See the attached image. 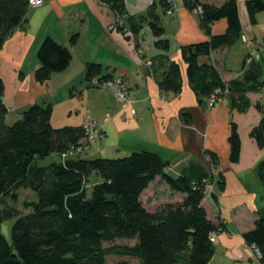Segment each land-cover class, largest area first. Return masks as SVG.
<instances>
[{
    "label": "trees",
    "instance_id": "16d2710c",
    "mask_svg": "<svg viewBox=\"0 0 264 264\" xmlns=\"http://www.w3.org/2000/svg\"><path fill=\"white\" fill-rule=\"evenodd\" d=\"M98 1L109 6L123 22V16H127L124 0ZM160 4L163 12L174 9L171 0H161ZM182 4L191 12L200 9L199 27L207 37L204 42L180 49L186 80L199 106L204 108L212 96L226 97L231 106L244 112L248 106L245 93L264 84L258 82V68L251 65L245 68L246 56L242 77L224 81L213 64L201 62L213 51L232 47L240 40L237 1L226 0L220 6L200 0H182ZM244 4L251 24H256V15L264 13V0H245ZM29 8L28 0H0V47L16 28L26 23ZM147 13V26L157 39L155 46L167 52L169 44L161 40L164 30L158 24L154 7ZM220 19L226 20V30L221 35H212L211 25ZM126 22L127 29L124 26L122 31L137 34L142 27L128 16ZM160 59L167 61L166 56ZM36 60L39 66L34 78L42 83L66 70L71 53L46 36L36 51ZM112 78L103 75L100 65H86L85 80L89 85H95L93 80L100 85L107 84ZM182 85L179 65L167 61L157 79L161 96L179 94ZM3 91L0 80V199H15L16 193L25 189L34 192L36 201L30 204L28 214L12 224L10 243L1 233L0 220V264H107L106 257L114 251L104 244L116 240L136 241L133 247H124L120 254L136 259L138 264H209L215 250L211 236L225 230L222 222L215 224L207 219L201 204L213 174L198 165H189L180 175L172 177L169 162L145 150L118 158L68 157L63 161L45 162L53 154L69 155L80 149L87 140L85 129L82 126L54 129L50 124V103L34 104L23 110L15 121H8ZM188 116L184 114L183 118ZM250 135L259 147L264 146V116ZM228 142L229 161L235 163L239 158L240 140L233 124ZM209 159L216 169L215 157L210 154ZM257 171L264 186V160ZM155 178L169 191L184 195L182 201L158 205L151 212L146 210L141 195ZM218 178L222 185L220 175ZM91 181L94 182L87 193ZM242 237L258 263L264 264V217L255 219L253 228ZM115 264L131 263L119 260Z\"/></svg>",
    "mask_w": 264,
    "mask_h": 264
},
{
    "label": "crops",
    "instance_id": "0c3cea01",
    "mask_svg": "<svg viewBox=\"0 0 264 264\" xmlns=\"http://www.w3.org/2000/svg\"><path fill=\"white\" fill-rule=\"evenodd\" d=\"M160 1L124 0L128 18L142 25L137 34L131 30L112 32L111 27L116 26L119 17L98 0H44L40 7H30L26 23L16 28L0 47V80L7 120L15 121L23 110L34 104L50 103V124L54 129L81 126L86 114L96 122L101 138L86 149L90 157L105 158L111 154L125 157L142 150L151 151L169 162V172L177 176L187 166L198 165L214 177L213 184L205 187L201 202L207 219L225 226L217 234L209 264H259L242 234L253 228L255 219L264 216V186L257 171L264 160V146L259 147L250 135L264 116V84L245 93L248 106L244 112L231 106L226 97L213 109L199 106L187 83L180 49L204 42L207 37L199 27L198 14L184 8L182 0H171L174 9L170 13L163 12ZM200 1L220 6L226 0ZM236 1L240 40L201 59L213 64L224 81L240 79L245 57L264 46V13L256 15L253 25L245 0ZM150 7H154L158 24L164 30L161 40L168 41L167 52L155 46L157 39L147 26ZM127 16L119 22L122 29L127 25ZM226 27V20L220 19L211 25V34L221 35ZM46 36L67 47L71 61L66 70L41 83L34 78L39 66L36 51ZM141 50L143 53H138ZM161 56L176 62L181 69L183 85L179 94L161 96L159 92L157 79L167 66L166 60H159ZM251 62L245 68L249 65L258 68V82L264 83V54ZM87 64L100 65L103 75L122 78L133 101L134 115L128 108L121 109L122 105L114 100L110 90L87 83ZM184 114L189 116L183 118ZM232 124L240 140L239 158L235 163L229 161ZM210 154L216 159V169ZM49 159V162L56 160L52 156ZM149 186L142 193L141 201ZM168 193L169 198H157L156 206L184 198L179 193L169 190Z\"/></svg>",
    "mask_w": 264,
    "mask_h": 264
},
{
    "label": "rangeland",
    "instance_id": "374dc122",
    "mask_svg": "<svg viewBox=\"0 0 264 264\" xmlns=\"http://www.w3.org/2000/svg\"><path fill=\"white\" fill-rule=\"evenodd\" d=\"M44 3V2H43ZM43 5V4H42ZM41 6V5H40ZM39 6V7H40ZM194 15H197V12L193 11ZM119 22H121V18L117 19V21L115 22L116 26L111 27V31L112 32H116V31H120V33H123L122 28L119 27ZM138 53H143V51L141 50ZM255 59V58H254ZM147 64V62H146ZM149 64V63H148ZM95 86V85H94ZM102 89L105 90H110L113 92V97L114 100L117 101V103L119 105H121V103L118 101L119 99H121L122 93H125L127 100L130 101L129 103V107H125L128 108L127 110H129V113L131 115L135 114L134 109L132 108L133 106V101L130 99V96L128 95V91L127 88L124 87L122 89H120V85H114V86H104V85H100ZM120 89L119 95L118 94H114V92ZM124 91V92H122ZM223 99L220 98L219 100H215V103L212 106H204V109H213L216 105H218ZM121 109H124V107L121 106ZM132 110L134 111L132 113ZM11 121V119L9 120ZM87 125V128H89V125L91 126L92 131H94V135H95V140L94 141H87L85 140L84 143L82 144L83 146L80 149H77L78 151L73 153V154H69V155H62V156H58L56 154H53L52 157H54V159H56L55 161H63L65 159H67L68 157L71 158H75V157H79L81 159H93L95 157H90L91 155L88 153H85L86 149L88 148L89 145L97 143V141L101 138V135L99 133V130L97 129V125L96 122H94V120L91 118V116L89 114H86L82 123V127ZM106 156V155H105ZM121 155H116V154H111L108 157L105 158H118ZM53 158H51L52 160ZM49 158L47 160H45V162H49ZM47 164V163H46ZM169 175H171L172 177H176L177 174L173 173V172H169ZM94 181L89 182V184L87 185V193H89V191L91 190L92 184ZM162 182L160 181V179L158 178L157 180H154L151 182V185L149 186V189L146 191V193L142 196V203L143 206L146 208V210L148 211H154L155 208L157 207V198L159 199H163V198H169V193H168V188L166 190H163V186H161ZM163 185V184H162ZM36 201V195L34 194V192L30 191V190H25V189H21L16 193L15 199H10L8 197H4L0 199V220H1V233L3 235V237L5 238V240L10 243L11 241V226L12 224L18 219V217H21L25 214H28L31 211V208L29 207L31 203ZM264 217V216H263ZM219 234V233H217ZM217 237V236H216ZM216 241V240H215ZM214 241V242H215ZM135 240H116L110 243H105L104 247L105 248H109L111 250H113L115 253H119V254H111L108 255L106 257V263L107 264H115L117 261L119 260H125L130 262L131 264H138L137 260L134 258H131L129 256H124L121 255L120 253L123 252L122 249L125 248H130L133 247L135 245ZM255 259H257L255 257Z\"/></svg>",
    "mask_w": 264,
    "mask_h": 264
},
{
    "label": "built area",
    "instance_id": "2783aa9c",
    "mask_svg": "<svg viewBox=\"0 0 264 264\" xmlns=\"http://www.w3.org/2000/svg\"><path fill=\"white\" fill-rule=\"evenodd\" d=\"M43 2H44V0H28V4H29V6L30 7H39L40 5H42L43 4ZM166 12H168V13H170V10L169 11H166ZM194 12H197V14H199V12H200V9H197V10H195ZM251 41L248 43V45L250 46L251 45ZM263 54H264V46H262V48L260 49V50H256V51H251L249 54H248V56H247V59H246V63L248 64V63H250L252 60H259V59H261V57L263 56ZM255 58V59H254ZM93 82H94V84L95 85H99L100 86V84L97 82V80H93ZM97 83V84H96ZM120 85L121 87H120V89H122V88H124L125 86H124V82L122 81V79L120 78V77H113L112 78V81L111 82H109V83H103L102 85H106V86H114V85ZM119 87V86H118ZM120 89L118 90V88H117V90L114 92V94H118L119 95V92H120ZM122 92H124V91H122ZM219 100V98H216L215 96H212V97H210L206 102H205V106H212L214 103H215V100ZM120 103H121V105H122V107H129V103H130V101L129 100H127V98H126V95H125V93H122V96H121V99H119L118 100ZM134 111L132 110V113H133ZM83 128L85 129V131H86V134H87V141H89L90 140V142L91 141H94L95 140V135H94V131H92V129H91V126L89 125V128H87V125L85 126H83ZM78 150H76L75 152H77ZM74 151L73 152H71V154H73V153H75ZM212 238H211V241L212 242H214L215 241V238H216V236L213 234L212 236H211ZM254 252L255 253H257V251L256 250H254ZM258 254V253H257Z\"/></svg>",
    "mask_w": 264,
    "mask_h": 264
}]
</instances>
